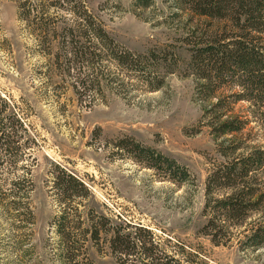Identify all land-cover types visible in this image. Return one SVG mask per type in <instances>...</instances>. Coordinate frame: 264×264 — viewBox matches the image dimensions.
I'll use <instances>...</instances> for the list:
<instances>
[{
    "label": "trees",
    "instance_id": "16d2710c",
    "mask_svg": "<svg viewBox=\"0 0 264 264\" xmlns=\"http://www.w3.org/2000/svg\"><path fill=\"white\" fill-rule=\"evenodd\" d=\"M151 1L136 0L135 5L147 8ZM16 2L20 20L39 33L40 52L53 58L60 77L73 81L81 100L100 95L104 82H119V75L106 72L105 62L133 75L149 92L163 90L171 75L194 80L219 157L205 184L208 221L202 233L216 247L237 242L243 250L264 251V0H165L170 11L166 22L176 25L173 43L146 53L117 42L82 0ZM243 104L247 106L238 107ZM253 124L262 139L253 134ZM36 141L25 112L0 93V214L21 230L36 219L28 164L35 160ZM115 146L120 156L170 182L192 181L185 166L133 138L118 139ZM53 167L51 188L61 211L52 227L62 264H81L87 243L99 242L102 234L109 235L119 264L140 256L148 260L145 264H185L162 254L143 228L131 232L130 224L117 227L94 208H87L84 217L79 208L94 195L80 178L60 165ZM16 244L22 246L20 240Z\"/></svg>",
    "mask_w": 264,
    "mask_h": 264
},
{
    "label": "rangeland",
    "instance_id": "374dc122",
    "mask_svg": "<svg viewBox=\"0 0 264 264\" xmlns=\"http://www.w3.org/2000/svg\"><path fill=\"white\" fill-rule=\"evenodd\" d=\"M82 1L131 51L146 53L173 43L176 25L166 22L165 0H152L147 8H138L136 0ZM38 34L20 20L16 0H0V93L25 112L37 140L35 160L28 162L35 223L21 230L0 214V264H62L52 227L61 211L51 188L53 164L80 178L94 195L79 208L84 217L87 208H94L117 227L143 228L166 256L185 264H264L263 250H243L237 242L216 247L202 233L208 221L205 184L219 157L194 80L171 75L163 90L149 92L133 75L105 62L106 72L119 75V82H104L100 95L81 100L73 81L60 77L53 58L40 52ZM259 130L253 134L262 139ZM126 137L175 159L192 181L175 184L120 156L115 144ZM107 236L87 243L81 264H119ZM140 257H129V264L148 262Z\"/></svg>",
    "mask_w": 264,
    "mask_h": 264
}]
</instances>
